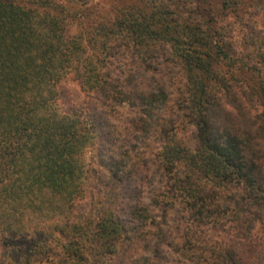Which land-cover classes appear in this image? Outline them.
Returning <instances> with one entry per match:
<instances>
[{"label":"trees","instance_id":"16d2710c","mask_svg":"<svg viewBox=\"0 0 264 264\" xmlns=\"http://www.w3.org/2000/svg\"><path fill=\"white\" fill-rule=\"evenodd\" d=\"M142 1L0 0V264H264L257 12Z\"/></svg>","mask_w":264,"mask_h":264},{"label":"rangeland","instance_id":"374dc122","mask_svg":"<svg viewBox=\"0 0 264 264\" xmlns=\"http://www.w3.org/2000/svg\"><path fill=\"white\" fill-rule=\"evenodd\" d=\"M25 2L27 0H21ZM56 3H59L69 12H81L83 16L88 17L92 23L94 22H106L110 20L115 11L120 7H125L128 5H136L142 6V0H89L85 4H81L79 2H74L73 0H53ZM243 1V8L244 10H248L249 14L257 12V16L255 17L256 23L259 28L262 29L264 33V0H242ZM213 2V0H212ZM214 4V3H213ZM88 15V16H87ZM246 15V14H245ZM232 15H225L222 21H232ZM236 22V21H235ZM231 31V40L232 43L235 44L237 47V55L242 57V60H246L248 65L254 66V68H259V74L261 79L264 80V63L260 64V61L257 59L258 57L255 56V52L252 46L243 47L241 43V37L245 33V29L243 26L239 24L232 25ZM247 31V30H246ZM243 42V41H242ZM247 58H246V57ZM254 74H247L245 77L250 79V84H253L254 81L257 82V73L253 70ZM181 73L176 77L183 80ZM254 77V78H253ZM175 96V93L171 95V98ZM177 137L181 138L182 134L180 131L177 132ZM253 239L256 242V248L259 249V252L263 255L262 258L264 259V221L256 222L252 229ZM264 261V260H263Z\"/></svg>","mask_w":264,"mask_h":264}]
</instances>
